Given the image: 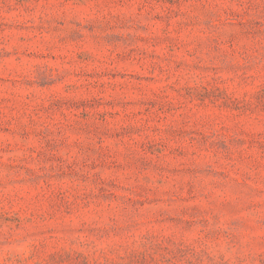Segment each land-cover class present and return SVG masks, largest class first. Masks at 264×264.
Returning <instances> with one entry per match:
<instances>
[{
  "label": "rangeland",
  "instance_id": "1",
  "mask_svg": "<svg viewBox=\"0 0 264 264\" xmlns=\"http://www.w3.org/2000/svg\"><path fill=\"white\" fill-rule=\"evenodd\" d=\"M0 264H264V0H0Z\"/></svg>",
  "mask_w": 264,
  "mask_h": 264
}]
</instances>
